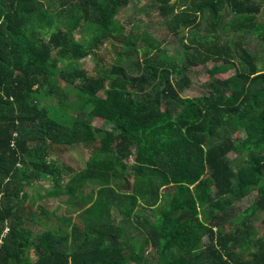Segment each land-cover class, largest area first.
I'll return each mask as SVG.
<instances>
[{
    "label": "trees",
    "instance_id": "1",
    "mask_svg": "<svg viewBox=\"0 0 264 264\" xmlns=\"http://www.w3.org/2000/svg\"><path fill=\"white\" fill-rule=\"evenodd\" d=\"M134 1L0 0V264H264V0H148L178 57L116 21ZM105 43L115 64L91 73ZM211 63L236 72L182 97ZM80 144L85 168L60 166ZM41 180L83 222L24 227Z\"/></svg>",
    "mask_w": 264,
    "mask_h": 264
},
{
    "label": "rangeland",
    "instance_id": "2",
    "mask_svg": "<svg viewBox=\"0 0 264 264\" xmlns=\"http://www.w3.org/2000/svg\"><path fill=\"white\" fill-rule=\"evenodd\" d=\"M147 3L148 0H139V1L135 0L117 16L116 21L119 24H128V22H131V20H134V18L140 17L144 20L143 25H147V27L149 28L147 29L149 31L153 32L156 35L162 34L164 36H167L166 26H160V23L162 22V18L159 16V14H156L155 12H152V14H146L144 13V11H142ZM259 18L264 19V15L260 16ZM182 35H186V32H183ZM76 37L78 40L82 42H87L88 40H90V33L86 32V30L83 29L81 30V32H77ZM223 37H225L224 34ZM167 42L168 43L166 45V48L168 49L169 52L168 54L174 57L180 56L181 53L183 54L184 46L182 45L181 40L178 36L174 34L167 36ZM118 49L119 47L117 48V50H112L109 44L105 43L100 50H96L95 56L92 55L87 59L83 60L82 66L85 67L87 70H89L91 73H95L98 64L100 67L111 68L112 65L115 64L114 61L117 59ZM213 68L214 65L212 63L209 64L208 67L200 65L197 66L196 68H193L192 71L193 70L195 71L193 73V83L190 86V88L182 94V97L191 98L202 95H208V93L206 92V89H208V87L204 86V84L207 82L209 83L212 79L211 77L214 76L219 79H226L236 72V69L228 70L226 72H215V70L211 71V69ZM68 98L69 101H71L75 98V96H70ZM55 101H56L55 99H52V102ZM92 121L95 127H103V121H101L100 119L95 118ZM244 134H245L244 131L241 130L237 135L243 137ZM75 146L79 150L83 149V152L80 153L76 151H71L69 152V154L58 156L57 158H62L61 160L60 159L57 160L60 166L66 167L68 169H76L78 163H80L82 166L86 165L84 164V160L88 161L90 158L93 157L90 148L84 149L85 144H80ZM231 156H235V154H232ZM93 187L95 186L93 185ZM86 190L90 192L88 187H86ZM163 192L169 194L171 192V188H166L163 190ZM256 195L257 192H254L250 196L251 203L255 199ZM247 204H249V202ZM241 207L245 208L246 204H243ZM262 215L263 214H258V217H263ZM81 219L83 222V218ZM253 221L255 222L254 224L258 226L259 230L263 232L261 233V235H263L264 225L262 224V221L256 219L255 217ZM203 240L205 241L206 237H204Z\"/></svg>",
    "mask_w": 264,
    "mask_h": 264
},
{
    "label": "crops",
    "instance_id": "3",
    "mask_svg": "<svg viewBox=\"0 0 264 264\" xmlns=\"http://www.w3.org/2000/svg\"><path fill=\"white\" fill-rule=\"evenodd\" d=\"M68 149L70 152H83V149L79 150L76 146H69ZM57 159L61 160L62 158ZM86 162L87 161L84 160V164H86ZM80 165L81 164L78 163V166ZM81 168H85V165H81ZM49 182L50 181L48 180H41L38 182V184L30 187L28 191L29 194L25 199L24 209L26 212H29V217L28 220L23 223V225L24 227L31 229L33 233L37 235L45 232L46 228H48L47 226H55L60 220L68 219L67 222L71 220L72 223L77 224L81 223V218H83L82 209H79L78 207H76V205H69L66 202L65 198L55 199L47 196V193L51 189ZM86 192L89 193L87 190ZM248 202L249 204H247ZM248 202L243 203L246 204L245 208H247L251 204V201ZM243 204H236L237 214H240V212L245 209L241 207ZM31 256H34L33 249H31Z\"/></svg>",
    "mask_w": 264,
    "mask_h": 264
}]
</instances>
